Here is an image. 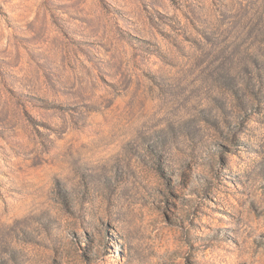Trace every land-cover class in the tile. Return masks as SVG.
<instances>
[{
    "label": "rangeland",
    "instance_id": "rangeland-1",
    "mask_svg": "<svg viewBox=\"0 0 264 264\" xmlns=\"http://www.w3.org/2000/svg\"><path fill=\"white\" fill-rule=\"evenodd\" d=\"M0 264H264V0H0Z\"/></svg>",
    "mask_w": 264,
    "mask_h": 264
}]
</instances>
